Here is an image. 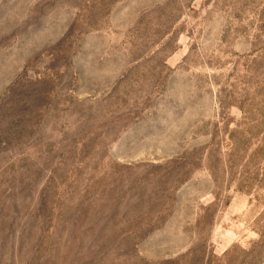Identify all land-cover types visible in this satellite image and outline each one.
<instances>
[{"label": "rangeland", "instance_id": "1", "mask_svg": "<svg viewBox=\"0 0 264 264\" xmlns=\"http://www.w3.org/2000/svg\"><path fill=\"white\" fill-rule=\"evenodd\" d=\"M0 264H264V0H0Z\"/></svg>", "mask_w": 264, "mask_h": 264}]
</instances>
